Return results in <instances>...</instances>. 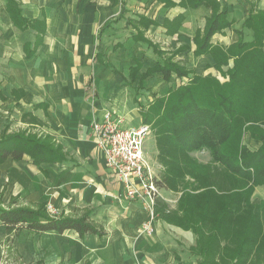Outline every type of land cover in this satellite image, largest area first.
Instances as JSON below:
<instances>
[{"label":"crops","instance_id":"1","mask_svg":"<svg viewBox=\"0 0 264 264\" xmlns=\"http://www.w3.org/2000/svg\"><path fill=\"white\" fill-rule=\"evenodd\" d=\"M14 1L29 27L15 26L8 1L0 0V139L19 133L49 137L67 159L39 166L27 155L22 161H4L1 200L6 207L12 200L24 208L51 205L66 218L90 214L106 234L82 239L73 230H27L8 243L0 222V243L34 264H198L190 252L197 239L192 231L168 224L158 214L155 234L141 233L148 213L127 198L124 185L107 167L93 123L113 110L123 127L143 125L140 106L147 108L154 94L167 96L177 85L176 76L166 82L159 73L139 79L163 60L194 75L217 77L213 54L195 53L196 37L203 35L213 9L186 7L180 0L173 7L156 0ZM217 2L234 24L214 35L212 45L227 50L241 36L251 40L243 24L251 4L264 11V0ZM35 21L45 22L44 34ZM108 22L113 24L105 29ZM229 62L225 70L234 67V60ZM138 63L143 67L130 84L126 79Z\"/></svg>","mask_w":264,"mask_h":264},{"label":"trees","instance_id":"2","mask_svg":"<svg viewBox=\"0 0 264 264\" xmlns=\"http://www.w3.org/2000/svg\"><path fill=\"white\" fill-rule=\"evenodd\" d=\"M7 1V9L14 25L20 30L29 27L19 4L14 0ZM156 1L167 7L175 6V0ZM180 4L191 8L206 5L213 9L203 35L198 34L196 37L195 53H212L219 71L229 64L230 59L235 63L228 71L230 80L225 83L212 75H194L170 59L156 63L139 76L141 81L154 73L161 74L166 82H172L174 76L190 79L188 84L179 88L171 87L167 97H155L147 108L140 106L143 124L152 126L157 137L159 157L167 168L163 180L156 181L160 188L166 186L171 189L175 182L173 171L179 168L175 165L187 162L190 155L206 151L210 153L212 161L223 166L227 173L236 178L240 187H237L239 192L233 197L231 204L237 202L239 207L222 209L221 216L215 215L217 220H212L211 227L207 229L202 223L195 224L190 216L180 219L177 215H172L160 201L155 206L156 215L159 214L168 224L193 232L197 239L190 252L198 264H264L262 224L257 223L253 216L247 225L245 221L238 219L241 225L234 224L235 229H230L231 226H227L229 222H225L231 216H241V212L244 215V211L253 215L264 211V200L258 205L251 203L254 190L258 186H264V132L256 128L259 125L264 127V11L257 10L256 5L251 4L250 14L243 28L252 33V39L246 40L241 36L237 45L225 51L214 47L211 41L214 35L232 28L234 23L227 18L226 12L220 11L217 0H180ZM177 20L178 29L183 16ZM33 24L39 26L42 34L45 33L44 21H35ZM112 24L108 22L105 29ZM142 67L138 63L131 69L130 76L126 79L130 84L136 81V74ZM245 132H251L262 142L260 151L253 152L245 145L241 147ZM25 155L36 166L43 163H63L67 159L63 148L49 137L19 133L4 135L0 139V164L10 158L22 161ZM0 222L6 229L8 243L27 230L39 234L49 231L63 234L73 230L82 239L89 234H106L102 226L92 221L90 214L79 218L54 216L45 204L37 208H24L19 207L17 200H12L8 207H4L1 197ZM230 232L235 239L232 245Z\"/></svg>","mask_w":264,"mask_h":264},{"label":"rangeland","instance_id":"3","mask_svg":"<svg viewBox=\"0 0 264 264\" xmlns=\"http://www.w3.org/2000/svg\"><path fill=\"white\" fill-rule=\"evenodd\" d=\"M227 66L228 65H225V67ZM225 67H222L221 71L218 70L221 74L214 72V75L219 77L218 79H220L222 83L230 80L229 70H225ZM223 70L225 71L223 72ZM189 81V78H178L176 88H179L183 84H188ZM167 96L153 95L154 98ZM152 102V100H148L149 104ZM145 103H147V101H145ZM149 126L151 128V133L145 141L144 152L146 153L147 162L152 167L157 180L162 181L167 168L159 157L160 152L157 150V137L155 136V132L152 130V126ZM256 128L264 132V127L262 128L259 125V127ZM242 145L256 152L261 150L262 142L255 138L251 132H245L241 147ZM175 166L176 168L179 166L176 171H173L175 182L173 186H171V189H168L166 186L162 187V197L159 198V201L165 203L166 209L168 212H171L172 215L175 214L180 219H184L186 215L190 216L195 224L202 223L204 228L207 229L211 227L212 220H217L215 215L221 216L222 209L226 207L231 209L239 207L237 206V202L231 204L234 199L233 197L237 196L236 193L239 192L237 187H240L238 186L236 178H233L230 173H227L223 166L212 161L210 153L206 151L195 153L189 156L187 162H178ZM263 200L264 186H258L251 197V203L253 205H258ZM4 207H6V205ZM206 211H208L207 215H205ZM241 213V216L234 215L225 221L229 222L227 226H231L230 229H235L234 224L241 225L240 222H238L239 220L245 221L246 225L249 224L248 220L253 216L257 223L262 224L261 232L264 234V211H260L258 215H253L246 211H244V215L243 212ZM205 216L207 218H205ZM232 234V232L229 234L231 241L230 245L234 244L235 240ZM27 240L29 241V239ZM22 248L27 249L28 247L26 245V247L22 246ZM26 252H28V250H26ZM0 264L34 263L32 261L25 262L23 258L17 255L16 251L14 252L12 247L9 248L4 243H0Z\"/></svg>","mask_w":264,"mask_h":264},{"label":"built area","instance_id":"4","mask_svg":"<svg viewBox=\"0 0 264 264\" xmlns=\"http://www.w3.org/2000/svg\"><path fill=\"white\" fill-rule=\"evenodd\" d=\"M122 123L113 110H107L101 121L93 123L94 139L107 167L124 185L127 198L140 202L147 211L148 219L143 223L141 233L153 236L155 206L162 197V189L157 184V178L144 152L151 128L144 124L138 128L123 127ZM47 210L57 215L51 205H47Z\"/></svg>","mask_w":264,"mask_h":264}]
</instances>
